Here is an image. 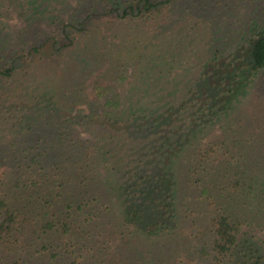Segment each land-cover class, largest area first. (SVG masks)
Masks as SVG:
<instances>
[{"label":"trees","instance_id":"1","mask_svg":"<svg viewBox=\"0 0 264 264\" xmlns=\"http://www.w3.org/2000/svg\"><path fill=\"white\" fill-rule=\"evenodd\" d=\"M58 1L65 0L34 3L42 9ZM102 1L108 4L102 17L128 20L173 11L182 0ZM97 18L89 13L65 22L68 43L56 49L73 45L74 36L82 34L89 36L85 54L92 58L102 53L105 48L96 47L92 30L100 28L92 26ZM194 22L199 25L198 19ZM259 26L254 35L238 42L245 51L239 59L225 58L217 48L206 60L198 58L211 63V69H201L187 82L168 81L173 69L164 68L169 59L179 60L169 51L150 61L153 68L135 73L145 87L137 85L140 89L135 87L131 96L106 95L109 88L99 86L84 123L94 140L67 143L61 159L46 166L37 156L29 164L18 160L14 179H0L2 262L264 264L262 243L255 237L242 238L245 226L264 227V124L256 125L261 142L253 150L243 146L235 130L236 113L247 107L260 110L254 115L257 121L264 119V24ZM188 27L194 28L193 23ZM46 45L29 52L44 59L40 54ZM15 68L16 61L3 67L0 80L8 83ZM111 73L121 79L126 71ZM78 89L74 84L52 89L53 97L44 99L51 100L50 111H37L20 132L31 136L47 128V136L33 143L50 140L61 145L71 123L53 116L65 102H72ZM39 99L41 95H32V101ZM229 117L234 120L224 124ZM219 125L232 130L236 139L213 138ZM113 194L117 211L111 208Z\"/></svg>","mask_w":264,"mask_h":264},{"label":"rangeland","instance_id":"2","mask_svg":"<svg viewBox=\"0 0 264 264\" xmlns=\"http://www.w3.org/2000/svg\"><path fill=\"white\" fill-rule=\"evenodd\" d=\"M89 2L85 5L83 0L58 1L46 3L41 9L34 0H0V43L4 51L0 50V71L16 61L14 76L8 79V83L0 80V179H14L20 159L29 164L37 156L46 166L48 161L61 159L59 155L66 149L67 143L78 139H92L93 133L84 123L89 121L86 117L87 108L89 101L97 100L99 86L109 88L106 95L131 96L135 87H145L135 79V73L153 68L150 61L169 51L173 58L177 57L179 60L169 59V66L164 68L173 69L167 77L168 81L177 83L185 79L187 82L196 77L195 73H199L201 69H211V63H204L198 58L204 57L206 60L217 48L223 49L225 58L230 56L233 60L239 59L238 56L245 51H241L243 44L238 48V42L250 38L259 25L264 24V0H182L170 9L173 11L128 20L102 17V11L108 7L106 1ZM89 13H93L94 18L98 17L92 22V26L100 28L92 30L95 31L96 47L99 49L104 46L103 52H97L92 58L88 53L85 54L83 48L88 44L89 36L82 34L74 36L73 45L57 50L60 45L68 43L64 38V23ZM195 19H198L199 25L195 24ZM191 23L194 28L189 29L188 25ZM187 29L190 30L188 35L184 33ZM43 43H47L43 55L40 54L44 59L30 54L32 47ZM88 59L90 63L87 65ZM218 63L221 62L217 61ZM112 69H122L126 73L123 78L116 79L111 76ZM69 84L79 86L77 93L70 98L71 103L65 102L60 109H56L57 115L53 114L55 119H69L71 123V127L65 131V140L57 146L52 145L50 140L34 144L41 136H47L49 130L47 132V128H38L36 134L27 136L30 133L20 132L22 127L33 120L32 116L37 111H50L51 100L44 99L50 94L53 97L52 89L58 90ZM261 92L263 95L264 72ZM34 94L41 95V100L32 101ZM99 99L104 101L102 97ZM255 114H260V110L249 107L236 113L239 128L235 130L241 133L239 138L242 137L243 146H249L251 150L254 145L260 146L261 142L256 135L259 134L256 125L260 121L264 124V119L257 121ZM22 115L26 117L25 120ZM232 120L234 119L229 117L224 124ZM95 122L102 123L99 119ZM242 126L248 130L246 133ZM212 135L218 140L224 136L236 139L232 130L226 132L220 125ZM28 138L30 142H27ZM261 139L264 140V135ZM113 195L115 204L111 208L117 211L118 201ZM252 237L257 238L256 242L262 243L264 247V227L245 226L242 238ZM1 259L0 253V264H4Z\"/></svg>","mask_w":264,"mask_h":264}]
</instances>
